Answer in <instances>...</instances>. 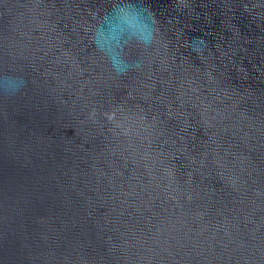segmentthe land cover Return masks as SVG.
<instances>
[{"label":"water","instance_id":"95a60500","mask_svg":"<svg viewBox=\"0 0 264 264\" xmlns=\"http://www.w3.org/2000/svg\"><path fill=\"white\" fill-rule=\"evenodd\" d=\"M0 264H264V0H0Z\"/></svg>","mask_w":264,"mask_h":264}]
</instances>
